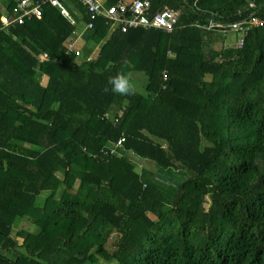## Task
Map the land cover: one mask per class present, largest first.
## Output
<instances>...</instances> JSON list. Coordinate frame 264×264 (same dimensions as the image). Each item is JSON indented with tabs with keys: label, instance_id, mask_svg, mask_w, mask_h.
<instances>
[{
	"label": "trees",
	"instance_id": "trees-1",
	"mask_svg": "<svg viewBox=\"0 0 264 264\" xmlns=\"http://www.w3.org/2000/svg\"><path fill=\"white\" fill-rule=\"evenodd\" d=\"M149 1L180 10L177 27L106 38L98 17L79 57L65 52L89 19L78 0L74 25L44 6L0 30V264H264V26L238 48L190 25L240 20L250 1L264 17V0ZM120 72H142L145 93H103ZM24 218L37 229L19 242Z\"/></svg>",
	"mask_w": 264,
	"mask_h": 264
},
{
	"label": "built area",
	"instance_id": "built-area-1",
	"mask_svg": "<svg viewBox=\"0 0 264 264\" xmlns=\"http://www.w3.org/2000/svg\"><path fill=\"white\" fill-rule=\"evenodd\" d=\"M80 4L86 9L89 16L85 23L87 29L93 27L94 20L102 17L105 23L109 24L111 28H119L121 32H127L130 29H160L165 32H171L177 27L180 10L173 9L167 5L155 11L152 10L149 0H130L125 2L119 0L117 3L110 6H105L103 0H78ZM49 6L58 10L60 15L66 18L71 24H76L68 11L65 0H17L10 10L0 13V30L6 27L21 25L33 18L39 19L43 14V7ZM255 3L250 1L247 9L250 14L245 18L234 22L215 21L211 18L204 19V22L194 21L190 25L200 27L203 30L217 29L222 33L234 32L238 35L237 43L234 47H241L243 45L246 34L252 28L263 27L264 17H260L255 13ZM238 13H241L238 10ZM115 25V27H112ZM65 52L68 54L74 53L75 56L80 55L79 49L75 48V41H69L65 45ZM47 53H43L42 57H46ZM166 75L163 74L165 79ZM124 141L120 137L114 144L106 146L103 150L104 154H114L118 152V148L122 146Z\"/></svg>",
	"mask_w": 264,
	"mask_h": 264
},
{
	"label": "rangeland",
	"instance_id": "rangeland-1",
	"mask_svg": "<svg viewBox=\"0 0 264 264\" xmlns=\"http://www.w3.org/2000/svg\"><path fill=\"white\" fill-rule=\"evenodd\" d=\"M125 2H129L130 0H124ZM0 11L3 12V6L0 4ZM78 25V23L76 24V26ZM112 27H115V25H113ZM83 28L85 29V26L83 24ZM112 30V29H111ZM237 37L238 35L234 32H227L226 35L224 36V38L219 39L218 44H216V47L218 46H224V47H234L237 43ZM71 39L70 37H68L67 40ZM79 46V44H77ZM75 48L78 49V47L76 46V42H75ZM82 48L80 46V55L82 53ZM43 53L46 52H41L40 54L37 55V57H41V55ZM78 55V57L80 56ZM130 79L133 82V84L136 87V91L140 92V93H145L144 90V85L146 82V76L142 73V72H132L130 75ZM130 159L133 161V163L136 165V169L139 171L142 167H148L149 165H147L146 163H149L147 160H144L136 155H134L133 153H131ZM146 162V163H145ZM76 186V185H75ZM46 193L42 192L41 195L38 197L37 202H39V205L43 204V200L46 197ZM209 204V200L206 199L204 206L205 208L208 207ZM20 229H25V230H29V231H36L37 226L32 224L31 221L27 218L21 219L19 221H17V223L14 225L13 229H12V235L15 236L17 238V240L19 242H21V237L16 236L17 231ZM114 235V234H113ZM115 237H110L107 240V243L105 244V248L108 250H111L113 247V241H114ZM98 264H109L110 262H108V260H106L103 256H100L99 254H97L96 256Z\"/></svg>",
	"mask_w": 264,
	"mask_h": 264
},
{
	"label": "clouds",
	"instance_id": "clouds-1",
	"mask_svg": "<svg viewBox=\"0 0 264 264\" xmlns=\"http://www.w3.org/2000/svg\"><path fill=\"white\" fill-rule=\"evenodd\" d=\"M102 92L105 94L111 92L120 96H132L136 94V87L128 74L120 72L108 78ZM172 186L174 187V185Z\"/></svg>",
	"mask_w": 264,
	"mask_h": 264
},
{
	"label": "crops",
	"instance_id": "crops-1",
	"mask_svg": "<svg viewBox=\"0 0 264 264\" xmlns=\"http://www.w3.org/2000/svg\"><path fill=\"white\" fill-rule=\"evenodd\" d=\"M65 2H67V0H65ZM114 29L115 28H111V27L109 28L108 33L106 35V38H108L110 36V34L114 31ZM72 33H73V35L70 37L71 39L66 40V43L69 42V41L74 40L76 42V46L78 47V49H80V46L82 48L83 45L85 44V41H86L85 40L86 37L84 35V34H86V32H85V30L83 28V23H78V25L76 26L75 30ZM66 43H65V45H66ZM77 44H79V46ZM96 50H98V48H96ZM46 81H47V77L46 76H42L41 83L45 84Z\"/></svg>",
	"mask_w": 264,
	"mask_h": 264
}]
</instances>
